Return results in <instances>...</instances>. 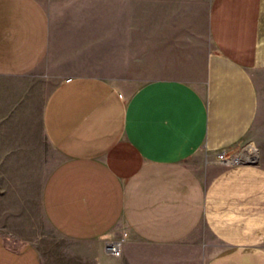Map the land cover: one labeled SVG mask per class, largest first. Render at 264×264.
Listing matches in <instances>:
<instances>
[{
  "label": "crops",
  "instance_id": "crops-1",
  "mask_svg": "<svg viewBox=\"0 0 264 264\" xmlns=\"http://www.w3.org/2000/svg\"><path fill=\"white\" fill-rule=\"evenodd\" d=\"M143 18L0 0V166L58 155L40 199L70 245L59 264H264V0H212L197 82L136 78ZM0 264L53 263L0 231Z\"/></svg>",
  "mask_w": 264,
  "mask_h": 264
},
{
  "label": "rangeland",
  "instance_id": "rangeland-1",
  "mask_svg": "<svg viewBox=\"0 0 264 264\" xmlns=\"http://www.w3.org/2000/svg\"><path fill=\"white\" fill-rule=\"evenodd\" d=\"M42 1L56 21L63 17H144L140 37L135 31L129 43L140 59L135 71L140 81L173 77L197 82L204 75L212 47L208 30L212 0ZM47 64L32 76L45 78ZM44 148L31 165L0 166V231L36 241L49 261L59 264L70 245L48 224L40 199L45 177L59 157L53 148Z\"/></svg>",
  "mask_w": 264,
  "mask_h": 264
},
{
  "label": "built area",
  "instance_id": "built-area-1",
  "mask_svg": "<svg viewBox=\"0 0 264 264\" xmlns=\"http://www.w3.org/2000/svg\"><path fill=\"white\" fill-rule=\"evenodd\" d=\"M217 157L219 161L226 164H238L241 162L249 161L255 157V150L251 149L247 153L234 154L231 153L228 149H223L218 152ZM125 237L120 239H107L105 242L106 249L116 256H120L123 251V242Z\"/></svg>",
  "mask_w": 264,
  "mask_h": 264
}]
</instances>
